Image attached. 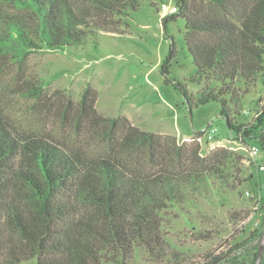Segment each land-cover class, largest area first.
<instances>
[{
    "label": "trees",
    "instance_id": "16d2710c",
    "mask_svg": "<svg viewBox=\"0 0 264 264\" xmlns=\"http://www.w3.org/2000/svg\"><path fill=\"white\" fill-rule=\"evenodd\" d=\"M141 1L0 0V72L26 64L34 51H64L95 33H119L123 17ZM175 2L178 10L163 16L162 24L185 20L184 41L196 69L175 86L189 110L219 103L234 135L244 142L255 139L264 153V104L251 122L235 119L243 94L256 82L264 84V0ZM175 54L172 41L161 66L167 82ZM187 82L206 83L194 95ZM26 83L24 94L41 97L39 81ZM96 98L93 87L83 90L75 128L76 136L90 135L107 145L100 155L17 131L0 113V264H133L139 246L164 254L169 246L161 212L212 180H224L230 161L238 164L237 173L249 162L225 147L202 154L196 136L178 143L174 136L139 128L125 115H102ZM261 234L255 230L249 237ZM247 243H235L201 264H254L258 248L249 258ZM259 264H264V249Z\"/></svg>",
    "mask_w": 264,
    "mask_h": 264
},
{
    "label": "rangeland",
    "instance_id": "374dc122",
    "mask_svg": "<svg viewBox=\"0 0 264 264\" xmlns=\"http://www.w3.org/2000/svg\"><path fill=\"white\" fill-rule=\"evenodd\" d=\"M152 1L155 5L142 0L137 9L129 10L119 33H95L86 43L64 51H34L26 64L0 72V113L17 131L41 134L87 155L109 150L103 141L90 135L76 136L75 107L89 86L97 91L98 113L125 115L139 128L174 136L178 143L190 141L202 129H215L211 139L203 138L202 154L225 147L249 162L239 166L237 173L238 164L230 161L224 180H212L206 189L192 192L184 203L162 211L161 232L169 249L153 255L139 246L132 263L201 264L209 255L225 252L244 239H248L250 258L261 236L249 235L264 230V172L259 169L264 153L255 139L244 142L234 135L219 114V103L208 102L189 110L175 86V82L184 83L196 69L184 41L185 20H169L163 28L160 5H176L177 10L178 6L175 0ZM172 41L176 54L168 66L167 82L161 66L170 54ZM27 80L42 84L41 97L24 94L29 88ZM204 83L187 82L189 92L196 95ZM242 103V112L235 119L251 122L257 106L264 104V84L256 82L243 94ZM253 146L258 149L255 155L250 153Z\"/></svg>",
    "mask_w": 264,
    "mask_h": 264
},
{
    "label": "built area",
    "instance_id": "2783aa9c",
    "mask_svg": "<svg viewBox=\"0 0 264 264\" xmlns=\"http://www.w3.org/2000/svg\"><path fill=\"white\" fill-rule=\"evenodd\" d=\"M160 11H161V16L163 17L166 15H170V14L175 13L177 11V7H176V5H170V4L162 3L160 5ZM214 133H215V129L208 130V131L204 132L203 134L196 136L195 140L199 144H201L204 137L207 139H211ZM257 151H258V149L256 146H253L250 149L251 155H255L257 153ZM259 169H260V171H264V162L259 166ZM263 188H264V181H263Z\"/></svg>",
    "mask_w": 264,
    "mask_h": 264
},
{
    "label": "water",
    "instance_id": "95a60500",
    "mask_svg": "<svg viewBox=\"0 0 264 264\" xmlns=\"http://www.w3.org/2000/svg\"><path fill=\"white\" fill-rule=\"evenodd\" d=\"M263 249H264V230L262 232L261 238H260V243L258 246V253H257V258L254 264H259L262 253H263Z\"/></svg>",
    "mask_w": 264,
    "mask_h": 264
}]
</instances>
